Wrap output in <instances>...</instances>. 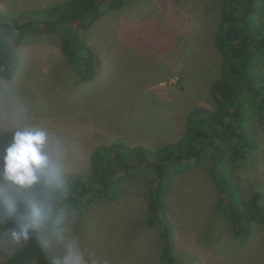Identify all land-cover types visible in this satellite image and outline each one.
Segmentation results:
<instances>
[{
	"label": "rangeland",
	"instance_id": "obj_1",
	"mask_svg": "<svg viewBox=\"0 0 264 264\" xmlns=\"http://www.w3.org/2000/svg\"><path fill=\"white\" fill-rule=\"evenodd\" d=\"M63 1L0 0V13L22 20L26 10ZM219 11L218 0H126L83 35L97 68L90 81L66 61L62 32H30L17 48L15 77L0 76V114L8 111L11 91L27 121L60 145L67 180L93 172L100 145L156 149L180 141L188 112L214 107L211 85L222 59L214 46ZM11 134L0 129V170ZM252 135L258 157L230 167L246 199L256 192L264 197V122L258 117ZM208 157L175 162L172 175L168 169L165 220L178 263L264 264V224L253 221L245 241L235 235L231 221L215 210L220 191ZM137 171L117 183L116 196L83 202L62 228L99 264H162L164 240L147 224V174ZM7 255L0 250V262Z\"/></svg>",
	"mask_w": 264,
	"mask_h": 264
},
{
	"label": "trees",
	"instance_id": "obj_2",
	"mask_svg": "<svg viewBox=\"0 0 264 264\" xmlns=\"http://www.w3.org/2000/svg\"><path fill=\"white\" fill-rule=\"evenodd\" d=\"M125 4L126 0H65L26 10L22 20L0 13V76L6 80L15 77L21 63L17 48L28 33L60 31L66 61L83 80L94 79V52L83 35L104 13ZM218 6L214 46L222 59L220 75L211 85L214 107L191 109L180 141L156 149L130 147L125 142L97 147L91 158L93 172L72 180L62 178L51 193L60 218L58 229L62 230L83 202L95 196H116L117 183L139 170L147 174V224L158 229L164 240L161 263L179 264L173 251L174 234L165 220L168 169L172 175L175 162L193 158L200 163L203 154H209L212 179L220 191L215 210L231 221L235 235L245 241L253 221L264 224L263 194L256 192L246 199L230 169L236 161L249 162L259 153L252 128L254 117L264 122V0H218ZM42 191L48 195L47 189ZM7 227L10 225L0 228ZM34 262L52 264L49 254L33 238L0 264Z\"/></svg>",
	"mask_w": 264,
	"mask_h": 264
},
{
	"label": "clouds",
	"instance_id": "obj_3",
	"mask_svg": "<svg viewBox=\"0 0 264 264\" xmlns=\"http://www.w3.org/2000/svg\"><path fill=\"white\" fill-rule=\"evenodd\" d=\"M0 129L12 133L0 170V227L10 225L0 233V250L12 255L34 238L52 264H99L78 237L58 229L60 218L51 193L64 173L62 149L44 127L27 121L11 91L8 111L0 114Z\"/></svg>",
	"mask_w": 264,
	"mask_h": 264
},
{
	"label": "crops",
	"instance_id": "obj_4",
	"mask_svg": "<svg viewBox=\"0 0 264 264\" xmlns=\"http://www.w3.org/2000/svg\"><path fill=\"white\" fill-rule=\"evenodd\" d=\"M101 146V145H100ZM99 147V146H98Z\"/></svg>",
	"mask_w": 264,
	"mask_h": 264
}]
</instances>
